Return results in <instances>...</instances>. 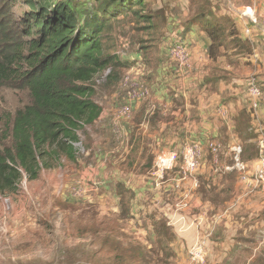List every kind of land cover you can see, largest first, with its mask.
Here are the masks:
<instances>
[{"label":"rangeland","instance_id":"1","mask_svg":"<svg viewBox=\"0 0 264 264\" xmlns=\"http://www.w3.org/2000/svg\"><path fill=\"white\" fill-rule=\"evenodd\" d=\"M248 6L256 9L258 24L263 26L264 0H147L143 10L138 6L134 10L142 18L132 13L118 16L111 21L103 44L107 54L130 67L109 68L99 75L94 81L93 98L103 109L112 111L114 120L129 119L133 112L130 97L137 84L145 86L151 98L157 88L153 77L156 70L164 68L169 79H182L173 74L177 65L170 49L172 44L186 40L187 25L206 15L228 21L229 13ZM23 9L18 3L14 11ZM225 26L231 31L232 25L225 22ZM194 28L197 33L202 32L200 26ZM227 47L232 54L227 64L222 62L212 68L216 77L232 79L251 72V63L245 60L249 49L237 43H228ZM188 51L191 57L192 52ZM138 53H142L141 58L132 60ZM192 73L195 74L193 67L185 77ZM29 103L26 92L0 85V135H8L6 130L16 111ZM125 106L130 107V114L121 117ZM118 123L104 128L103 121H98L85 127L74 146L75 161L65 157L49 160L53 168L44 169L38 180L23 179L17 194L0 195V264H192L190 249L178 243L164 220L154 232L146 233L144 229L140 233L131 214H126L129 206L122 210L120 203L123 215L103 216L105 210L117 206V201L107 202L102 197L125 189L118 166L126 133ZM254 129L250 132V157L264 156V131L255 133ZM110 172L114 179L108 176ZM79 189L82 194L76 196ZM100 223V232L95 234ZM108 227L113 230L112 239L121 245L117 246L118 251L111 252L110 243L104 252L100 249L108 239ZM122 249H130L135 255L122 253V262L117 256ZM211 250L213 254L208 251L205 264H264V207L250 215V230L237 238L233 248Z\"/></svg>","mask_w":264,"mask_h":264},{"label":"crops","instance_id":"2","mask_svg":"<svg viewBox=\"0 0 264 264\" xmlns=\"http://www.w3.org/2000/svg\"><path fill=\"white\" fill-rule=\"evenodd\" d=\"M240 10L229 15L239 37L252 46L253 52L245 59L251 63V72L239 78L216 77L212 68L222 62L227 64L232 51L223 49L216 60L211 59L209 38L193 30L185 33L183 43L192 52L195 74L176 80L169 79L164 68L156 70L154 94L134 102L132 116L123 121L114 120L109 107L108 111L103 109L94 99L102 108L98 121H103L104 128L119 121L126 133L118 166L125 189L102 197L107 202L117 201L114 209L104 211V217L123 215L120 203L128 202L126 214H131L132 222L138 224L136 231L154 232L164 220L178 243L190 249L203 240L210 255L211 249L233 248L237 238L250 230V215L264 207L261 185L254 175L260 155L250 157V132L253 128L255 133L264 131V103L249 96L248 82L255 79L264 84V34L261 25L240 18ZM211 142L221 146L218 156L211 152ZM194 143L202 148L198 171L185 177L180 162L167 174L163 185L156 187L151 173L157 155L165 151L183 153ZM238 145L243 148L242 160L248 170L245 174L232 170V148ZM108 176L115 178L111 172ZM186 198L189 207L183 208L180 203Z\"/></svg>","mask_w":264,"mask_h":264},{"label":"trees","instance_id":"3","mask_svg":"<svg viewBox=\"0 0 264 264\" xmlns=\"http://www.w3.org/2000/svg\"><path fill=\"white\" fill-rule=\"evenodd\" d=\"M146 1L0 0V85L30 97V103L16 111L8 135H0V195L17 194L23 179L38 180L44 169L53 168L49 160H76L73 144L80 141L79 132L95 125L102 114L93 98L94 81L109 68L130 67L106 53L103 37L120 15L142 18L134 10L137 6L143 10ZM18 3L24 9L15 12ZM213 18L203 16L185 30L200 26L210 40L211 59L216 60L223 49L230 50L228 43L252 53L251 44L239 37L231 19ZM225 22L232 25L231 31ZM140 56L136 54L135 60ZM173 74L175 78L186 76H180L178 69ZM128 204L122 201V210ZM102 224L94 229L95 234ZM106 229L108 239L101 251L109 243L111 252L118 251L121 245L112 239L113 230ZM125 252L134 253L119 251L122 262Z\"/></svg>","mask_w":264,"mask_h":264},{"label":"built area","instance_id":"4","mask_svg":"<svg viewBox=\"0 0 264 264\" xmlns=\"http://www.w3.org/2000/svg\"><path fill=\"white\" fill-rule=\"evenodd\" d=\"M240 18L247 21L249 24H258V18L256 12L251 7H245L240 10ZM262 32L264 34V23L262 26ZM247 35H250V30L246 31ZM170 56L177 65L180 76H185L192 69V59L190 57L187 47L182 43L174 44L170 49ZM136 91L133 92L130 97V102L134 103L137 101L146 100L149 96V90L140 84H137ZM248 93L249 96L254 100L264 103V84L260 85L255 79H251L248 82ZM257 108V104L254 105ZM130 114V107L125 106L120 111L121 117H126ZM77 143L73 144L76 146ZM211 152L218 156L221 151V146L217 143L211 142L209 144ZM234 167L232 170H236L240 173L245 174L247 170L246 164L242 160L243 148L238 145L232 148ZM202 159V148L198 143L188 145L183 153L177 151H165L157 155L154 161L153 170L151 176L156 187L163 185L167 174L174 171L181 162L180 171L182 175L189 176L194 174L201 166ZM255 179L259 185H261L264 191V156H260L259 164L255 171ZM76 196H80L82 191L79 189L75 192ZM183 208H188L189 203L186 198L180 203ZM208 257V250L206 243L203 240L198 241L189 250V261L192 264H205Z\"/></svg>","mask_w":264,"mask_h":264}]
</instances>
